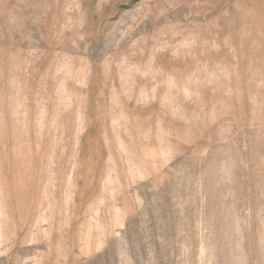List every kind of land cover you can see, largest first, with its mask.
I'll return each instance as SVG.
<instances>
[{
    "label": "rangeland",
    "instance_id": "1",
    "mask_svg": "<svg viewBox=\"0 0 264 264\" xmlns=\"http://www.w3.org/2000/svg\"><path fill=\"white\" fill-rule=\"evenodd\" d=\"M0 264H264V0H0Z\"/></svg>",
    "mask_w": 264,
    "mask_h": 264
}]
</instances>
